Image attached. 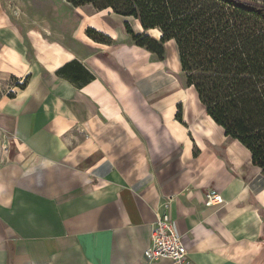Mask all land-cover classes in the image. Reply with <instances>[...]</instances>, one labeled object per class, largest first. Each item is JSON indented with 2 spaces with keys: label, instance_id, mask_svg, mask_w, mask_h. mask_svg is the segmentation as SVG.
<instances>
[{
  "label": "crops",
  "instance_id": "obj_1",
  "mask_svg": "<svg viewBox=\"0 0 264 264\" xmlns=\"http://www.w3.org/2000/svg\"><path fill=\"white\" fill-rule=\"evenodd\" d=\"M14 23L0 12V264H147L167 199L188 264H264V175L185 85L175 41L159 60L118 41L123 22L74 46Z\"/></svg>",
  "mask_w": 264,
  "mask_h": 264
},
{
  "label": "trees",
  "instance_id": "obj_2",
  "mask_svg": "<svg viewBox=\"0 0 264 264\" xmlns=\"http://www.w3.org/2000/svg\"><path fill=\"white\" fill-rule=\"evenodd\" d=\"M66 1L111 11L133 41L159 60L165 59V44L175 41L185 85L195 88L207 114L249 150L264 175V0ZM131 19L144 33L132 30ZM151 30L161 37L146 34ZM86 33L98 43L112 41L93 28Z\"/></svg>",
  "mask_w": 264,
  "mask_h": 264
},
{
  "label": "rangeland",
  "instance_id": "obj_3",
  "mask_svg": "<svg viewBox=\"0 0 264 264\" xmlns=\"http://www.w3.org/2000/svg\"><path fill=\"white\" fill-rule=\"evenodd\" d=\"M0 9L1 14L6 13L11 21L15 22V26L24 38L30 37L29 34L36 35L41 31L44 35L71 46H74L72 36L78 33L79 29L81 32L85 25L98 29L104 23L110 22L112 26L118 27L120 22H123L122 18L110 15L109 11H98L92 6L74 9L66 0H0ZM130 25L134 28L136 22L131 19ZM117 29L118 41L122 42L124 37L128 39L130 35L127 34L125 27L122 29L121 35L119 34L120 29ZM150 34L159 38L157 33L150 32ZM78 36L83 41L88 38L84 36L83 32ZM26 42L29 43V40ZM168 48L173 58L170 65H173L177 61V53H175L173 43L169 44ZM28 54L30 55V51Z\"/></svg>",
  "mask_w": 264,
  "mask_h": 264
},
{
  "label": "built area",
  "instance_id": "obj_4",
  "mask_svg": "<svg viewBox=\"0 0 264 264\" xmlns=\"http://www.w3.org/2000/svg\"><path fill=\"white\" fill-rule=\"evenodd\" d=\"M170 201V199H167L161 203L159 208L161 212L157 214V220L151 231L150 246L144 253V259L147 264L161 259H171L178 264L189 263V251L183 245L176 223L168 213ZM222 201V197L213 192L208 193L205 197L206 206L221 203Z\"/></svg>",
  "mask_w": 264,
  "mask_h": 264
},
{
  "label": "bare ground",
  "instance_id": "obj_5",
  "mask_svg": "<svg viewBox=\"0 0 264 264\" xmlns=\"http://www.w3.org/2000/svg\"><path fill=\"white\" fill-rule=\"evenodd\" d=\"M134 29L137 30V31L142 30V28H141V26H139V24H136L135 27H134ZM150 32H152L153 34H154V33H155V34L157 33V36H158V37H161V35H162V34H161L159 31H157V30H151Z\"/></svg>",
  "mask_w": 264,
  "mask_h": 264
}]
</instances>
